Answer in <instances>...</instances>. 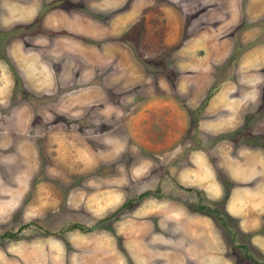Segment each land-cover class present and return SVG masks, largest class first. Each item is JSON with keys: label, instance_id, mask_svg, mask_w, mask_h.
Segmentation results:
<instances>
[{"label": "rangeland", "instance_id": "rangeland-1", "mask_svg": "<svg viewBox=\"0 0 264 264\" xmlns=\"http://www.w3.org/2000/svg\"><path fill=\"white\" fill-rule=\"evenodd\" d=\"M172 1L146 0L142 34L138 0H0V264H264L257 232L176 179L212 137L184 90L205 81L184 74L189 17L173 18L178 1L206 7ZM78 14L91 35L66 28ZM254 24L243 13L233 36ZM253 41L213 65L207 93Z\"/></svg>", "mask_w": 264, "mask_h": 264}, {"label": "crops", "instance_id": "crops-1", "mask_svg": "<svg viewBox=\"0 0 264 264\" xmlns=\"http://www.w3.org/2000/svg\"><path fill=\"white\" fill-rule=\"evenodd\" d=\"M174 1L177 0L172 1L176 4ZM137 3L136 8L135 5L129 8L128 15H133L132 10H141L145 15L141 23V33L144 34L151 25L149 13L144 14L147 2L138 0ZM182 4L178 1L173 18L183 19L187 14L189 17L187 36L181 46L188 54L183 58L188 69L184 74L205 77L202 85H187L184 90L188 107L197 106L199 110L197 128L205 138L211 136L212 141L205 140L189 147L187 163L179 168L176 179L179 185L197 189L207 199L220 200L223 212L237 218L242 231L257 232L252 234L251 242L264 252V231L261 230L264 229V33L260 34L261 25L254 24L241 30L240 36L232 34L243 13L252 22L263 18L264 0H245L243 4L241 0H200L199 4L206 8L199 18L189 15L194 8L186 11ZM35 10V7L31 10V16L35 15ZM74 16L75 21L66 28L79 35H91L83 25L82 15ZM44 17V24H48L47 15ZM39 38L40 44L42 39ZM251 39L255 42L238 55L232 77L210 88L207 93L209 82L215 75L213 65L223 64L235 43H246ZM19 44L9 46L17 62L21 59L15 53L16 47L20 50ZM75 50L83 52V44L75 43ZM19 67L23 65L19 64ZM254 135H260L262 145L254 143ZM221 178L230 182L222 201L224 187Z\"/></svg>", "mask_w": 264, "mask_h": 264}, {"label": "trees", "instance_id": "trees-1", "mask_svg": "<svg viewBox=\"0 0 264 264\" xmlns=\"http://www.w3.org/2000/svg\"><path fill=\"white\" fill-rule=\"evenodd\" d=\"M232 52H234V48H233ZM253 141H254L255 144H260V145L263 144L261 139H260V135H254L253 136ZM221 182H222L223 187H224V193H223V196L221 197V201H222L225 198L226 194H227V187L230 184V182L227 179H224V178H221ZM185 189H189V188L185 187ZM195 191L199 192V190H197V189ZM198 206L200 207L201 210H203L204 212H207V213L211 212L212 210H215V207L210 208V207H208V206H206L205 204H202V203H199ZM77 226H78V224H76V223H71L69 225V227H77ZM12 235H13V233H9V236H12Z\"/></svg>", "mask_w": 264, "mask_h": 264}]
</instances>
